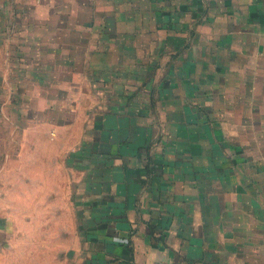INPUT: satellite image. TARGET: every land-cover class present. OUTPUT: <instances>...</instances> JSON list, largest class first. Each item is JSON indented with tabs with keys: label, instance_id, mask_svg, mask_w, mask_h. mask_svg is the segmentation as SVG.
Listing matches in <instances>:
<instances>
[{
	"label": "crops",
	"instance_id": "1",
	"mask_svg": "<svg viewBox=\"0 0 264 264\" xmlns=\"http://www.w3.org/2000/svg\"><path fill=\"white\" fill-rule=\"evenodd\" d=\"M263 113L264 0H0V264H264Z\"/></svg>",
	"mask_w": 264,
	"mask_h": 264
},
{
	"label": "rangeland",
	"instance_id": "2",
	"mask_svg": "<svg viewBox=\"0 0 264 264\" xmlns=\"http://www.w3.org/2000/svg\"><path fill=\"white\" fill-rule=\"evenodd\" d=\"M203 30V29H202ZM193 48L191 50V53L189 55V58L186 60L187 62L190 61V65L194 67L195 64L198 63V65H196V67H200L201 68H206L205 70H203V72L199 75L198 72V68L196 69V73L195 72H191L190 74V98H192V101H203L205 103H207L208 105L211 103H216V106L218 108H220V111H223V115H230V113H232L233 111H231L230 108L224 107L223 105H225V101L229 102V103H235V99L238 101L239 99V106L238 109L241 110L243 107L242 105L244 104L243 101H245L248 97L247 93L245 92V89H241L240 91L236 92V96L234 93V89H232V83H231V78L228 79L229 77L225 76V75H221V74H216V75H209V69L212 71L214 69L213 68H209L208 66H213L214 62H212L210 60L211 54H213L215 51L213 49L214 44H203L202 45V49L201 51H198L199 46L198 45H192ZM153 49V53H159L161 54V51L163 52V50L169 49L168 46L166 45H153L152 46ZM186 56V55H185ZM208 58V59H207ZM189 60V61H188ZM216 67L221 68V66L219 65H214ZM161 77V76H159ZM158 77V78H159ZM157 78V77H156ZM163 77H161L160 79H162ZM174 81L177 83L176 78H173ZM200 79H202L204 81V83L198 85L196 83V81H199ZM192 80H195L194 82H192ZM235 80V77H234ZM240 80V79H239ZM201 81V80H200ZM241 87V86H240ZM186 93H184V96ZM2 97V96H1ZM181 98V97H180ZM184 98V97H183ZM246 98V99H244ZM242 101V102H241ZM205 105V106H208ZM179 110V109H177ZM191 110L195 111L196 109L192 108ZM206 110V109H205ZM246 110V109H245ZM181 112V117L183 116V109H180ZM241 112V111H240ZM206 116H207V122H204L205 125L203 123H199V122H191L189 126V130L192 134V137H194V134L196 135L197 140L201 143V147L203 144H205L204 142H206V147L209 148H213L218 146V143L222 144L221 140H216L214 139V132L216 131V127L219 124H216V122L214 121V111L212 108H207V112H206ZM194 114V113H193ZM263 117H264V113H263ZM193 118V116H192ZM223 121L224 118H222ZM227 120L222 123L223 129L228 130L230 125L226 124ZM233 131H235V126L236 124L233 123ZM240 128L243 126L242 124H239ZM188 129V126H187ZM201 129V130H200ZM165 130V129H164ZM175 130V129H173ZM176 131V130H175ZM225 131V130H224ZM256 131H260L261 133H264V119L262 118V122L261 124H259V126L256 128ZM178 132V131H177ZM203 132V135L201 136L200 133ZM201 136L202 139H200L199 137ZM200 139V140H199ZM192 140L191 144H192V149L195 148L193 147L197 145V140L196 139H191ZM243 143H245V139L242 140ZM217 145L214 146V144ZM223 145V144H222ZM197 153V152H195ZM198 162V161H196ZM2 193L5 195V189H2ZM19 194L22 195V189H20Z\"/></svg>",
	"mask_w": 264,
	"mask_h": 264
},
{
	"label": "built area",
	"instance_id": "3",
	"mask_svg": "<svg viewBox=\"0 0 264 264\" xmlns=\"http://www.w3.org/2000/svg\"><path fill=\"white\" fill-rule=\"evenodd\" d=\"M155 264H167V263H165L164 261H158Z\"/></svg>",
	"mask_w": 264,
	"mask_h": 264
}]
</instances>
